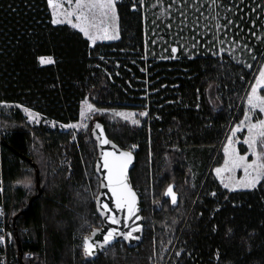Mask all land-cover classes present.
I'll use <instances>...</instances> for the list:
<instances>
[{"label":"trees","instance_id":"trees-1","mask_svg":"<svg viewBox=\"0 0 264 264\" xmlns=\"http://www.w3.org/2000/svg\"><path fill=\"white\" fill-rule=\"evenodd\" d=\"M155 1L119 0L120 38L92 44L70 24L53 23L49 0H0L9 264H21L18 239L25 264H264V179L251 189L229 190L209 170L231 123L244 114L242 98L257 62L251 68L205 49L152 54L145 31ZM218 1L236 7L234 19L249 31L254 52L264 54V38L253 36L264 28V0ZM44 55L53 63L41 64ZM86 98L100 108L149 111L140 127L98 114L111 138L137 145L131 178L141 195L145 236L137 248L116 242L94 258L84 244L102 223L95 204L96 140L92 127L75 134L60 126L79 119ZM22 107L60 125L34 126ZM202 155L200 190L192 184L191 156ZM37 167L42 193L29 208L39 193ZM172 184L177 204L166 194Z\"/></svg>","mask_w":264,"mask_h":264},{"label":"rangeland","instance_id":"rangeland-1","mask_svg":"<svg viewBox=\"0 0 264 264\" xmlns=\"http://www.w3.org/2000/svg\"><path fill=\"white\" fill-rule=\"evenodd\" d=\"M88 2L89 0H85V3ZM91 2L95 3L96 0H91ZM101 2H106V0H101ZM118 2L119 0H114V14L112 10L101 7L91 9L84 7L82 9H77L75 0H73L71 4H69L67 0H52V3L49 4L53 21L60 20L63 21L61 23H68L72 27L73 25H77V27L74 28L79 30H81V28L85 29L89 34L87 37H95V43H97L98 41L115 40L104 39L103 37L105 35L118 36V38H120L121 29ZM236 4L238 5V3ZM69 12L72 13L71 16L67 15ZM237 12L238 10H236V7L226 6L218 0H157L151 5L149 14L146 17L147 23H149L145 31L147 48L152 51V54L160 56L169 54L177 55L180 49H184L185 52L193 54L200 49H205L206 52L214 53L215 51L219 54L226 53L230 55L231 58L251 68L253 67V63L257 62L252 81L242 98L244 102V114L238 121H233L231 123L209 168L213 176L218 179L224 188H226L225 184L229 185V187H227L229 190L251 189L243 187V184L253 179L257 170L254 166V168H249L246 173L244 170L245 167L253 163V161H256L257 164H264V139L256 135L259 129L253 130L251 134L248 131L251 124H256L260 120H264V112L259 111V109H252L248 104V96L251 93V88L256 85L260 72L264 71V54L258 56L254 52V47L250 43L251 36L249 31H245L239 21L234 19L233 14ZM81 13H83V15ZM77 17L81 18L77 19ZM234 22H237L235 25L240 27L237 30L235 26H232ZM253 36H256L257 40L263 39L264 28L259 27L253 32ZM90 41L92 44H95L92 39H90ZM173 48L176 49L175 52L172 51ZM41 57L51 58L52 61L54 60L50 55ZM257 94L259 96H264V86L258 88ZM87 105H91L95 111L90 113L86 112V115L82 116L81 112L86 111ZM22 109L30 123L34 126L45 124L55 127L56 125H60L57 124L54 119L32 108L22 107ZM81 112L77 121L60 126L77 125L78 127L76 128H66L72 129L75 131V134L82 131L87 132L92 127V120L95 116L104 112H110L115 118L122 122H126L127 125L140 127L149 116V111L146 109L100 108L88 98L83 100ZM29 113L34 114L36 118H30ZM116 113L128 114L129 119L125 120L123 117L115 115ZM141 113H146V115H140ZM246 116L249 117V119L246 120ZM133 121L138 122L134 123ZM3 131L4 123L0 117V133ZM252 136H255L257 143L255 146L250 147L245 141L249 140ZM229 140H231L230 145ZM131 145L130 148L133 150L137 149V145ZM226 148L228 149L227 152L225 151ZM253 152H255V155ZM94 156H96V154H94ZM204 156L205 155L197 157L191 156L193 164L191 167L194 172L192 184L199 186L200 190L203 188V183H199L197 178L200 176L199 171L202 169L201 165ZM239 157H245V160L241 163L240 167H235L233 162H239ZM257 157H259V159H257ZM226 161L228 162L227 164ZM93 164L94 162L91 158L89 165L92 167ZM218 168L222 169L219 175L216 172ZM258 171L261 174V178L256 183V186L264 179V169H258ZM93 178L94 183L90 181V184H92V188L95 192L96 185L94 187V184H97V180L94 175ZM26 183L28 185L32 184L31 180H27ZM12 239L13 236L11 235V239L9 238L8 241L10 240L9 242L11 243ZM154 263L158 264L159 261H155Z\"/></svg>","mask_w":264,"mask_h":264},{"label":"snow or ice","instance_id":"snow-or-ice-1","mask_svg":"<svg viewBox=\"0 0 264 264\" xmlns=\"http://www.w3.org/2000/svg\"><path fill=\"white\" fill-rule=\"evenodd\" d=\"M69 4L73 2V0H67ZM49 3H52V0H49ZM75 4L77 9H82L84 7H87L89 9L95 8V7H101V8H108L113 11L114 14V0H106V2H101V0H96L95 3L91 2L89 0L88 3H85V0H75ZM83 15V13H81ZM67 15L71 16L72 13H67ZM81 17H77V19H80ZM86 18V17H84ZM63 21L60 20H54L53 23H61ZM70 22V21H69ZM73 27H77V25H73ZM81 31L84 32L85 36H88V32L81 28ZM104 39H117L118 36H108L105 35L103 37ZM89 39L93 40V43H95V37H89ZM173 52L176 51L175 48L172 49ZM41 64H51L53 61L51 58H40ZM264 86V71L260 72L259 79L256 81V85L251 88V93L248 96V104L252 109H259V111L264 112V96H259L257 94L258 88ZM27 111V110H26ZM95 111L91 105H87L86 111H82L81 115L85 116L86 112L90 113ZM115 115L123 117L125 120L129 119L128 114L124 113H116ZM140 115H146V113H141ZM29 117L32 119H35V115L32 113H29ZM249 119V117L246 116V120ZM134 123H137L138 121H133ZM66 127H72L76 128L77 125H68ZM97 128H99V125H97ZM259 129V131L256 133L257 136H259L261 139H264V120H260L256 124H251V126L248 128L249 133L251 134L253 130ZM239 130V129H237ZM101 144H107L109 143L106 139L100 141ZM245 143H248L250 147H253L256 145L257 140L255 136H252L249 140H246ZM231 144V140H229V145ZM225 151L227 152L228 149L226 148ZM255 155V152H253ZM112 157L111 160L108 158ZM104 163L102 167L107 170V175L105 179L108 181V183L104 184V187L110 188V191L113 193V195L116 197V203L115 207L117 209H124L127 208V211L129 213L128 219H131L133 215H135V193L131 191V189L128 187V185L124 181V175L126 173V169L128 164L131 162V154L130 153H120L118 156L115 153L112 152H105L103 154ZM259 159V157H257ZM245 160V157H239V162L234 161L233 164L235 167H240L241 163ZM228 162L226 161V164ZM257 170L256 175L253 179L248 180L247 183L243 184V187L247 188H254L256 187V183L260 180L261 174L258 171V169H264V164H257L256 161H253V163L248 164L245 167V172H248L249 168H254ZM222 169H216L217 174L219 175ZM225 187H229V185L225 184ZM167 195L171 197V202L173 204L176 203V195L172 190V187L170 186L167 190ZM100 207L107 212H111L112 210L108 207L107 204H101ZM113 224H119L120 221L115 218V216H109L108 217ZM136 219H139L137 216ZM132 231H138V229H133ZM132 231H129L127 234L121 233L118 229H112L107 232V234L103 238V243L99 245L100 248H103L104 246L108 245L112 240L115 239L118 235H123L125 239L127 238H135L132 237ZM95 236L96 233H93ZM0 240H2V237H0ZM97 244L95 242H92L90 239L85 240L84 244V252L86 256H92L95 254V250L97 248Z\"/></svg>","mask_w":264,"mask_h":264},{"label":"water","instance_id":"water-1","mask_svg":"<svg viewBox=\"0 0 264 264\" xmlns=\"http://www.w3.org/2000/svg\"><path fill=\"white\" fill-rule=\"evenodd\" d=\"M97 125H99V128H97ZM91 132H92L93 137L96 140L97 149H98V155H97L96 162H95V171L100 179L99 192L95 198V204H96L97 212L102 219L101 225L93 228L91 233L85 237V240L90 239L92 242H95L98 245L95 250V254L90 256L91 258H94L98 256L99 254L103 253L108 247L115 244L116 242H125L129 247L137 248L140 244H142L144 240L145 219H144V215L142 212V202H141L140 194L138 190L134 187V184L131 178L132 170L137 164L136 152L132 148L122 146L119 142H117L116 140H114L113 138L109 136L105 121L103 117L100 115L95 116L94 119L92 120ZM104 139H106L109 143L101 144L100 141ZM105 152H112V153H115L117 156L122 152L131 154V162L128 164L126 173L123 177L125 183L131 189V191L135 193L136 211H135V215H133L131 219H128L129 213L127 211V208L117 209L115 207L116 197L110 191V188L103 186L104 184L108 183V181L105 179L107 175V170L102 167L104 163L103 154ZM108 159L111 160L112 157H109ZM34 165L37 166L36 163H34ZM37 181H38L39 193L31 198L29 208L32 207L33 200L39 194L42 193L40 173H39L38 167H37ZM170 186L172 187V190L176 195L175 204H177L179 202L180 195L178 192L174 191L175 186L173 184ZM101 204H107L108 207L112 211L107 212L106 210L102 209L100 207ZM109 216H115V218L119 220L120 223L113 224L111 220L108 218ZM137 216L139 217V219H136ZM16 219H17V216L14 219V227L17 230ZM112 229H118L121 233H124V234H127L129 231H132L133 229H138V231H132V237H135V238L125 239L123 235H118L108 245L104 246L103 248H100L99 245L103 243L104 236L107 234L108 231ZM93 233H96V235L94 236ZM18 244H19V249H20V262L21 264H25L24 259H23V251H22L21 243L19 239H18Z\"/></svg>","mask_w":264,"mask_h":264},{"label":"built area","instance_id":"built-area-1","mask_svg":"<svg viewBox=\"0 0 264 264\" xmlns=\"http://www.w3.org/2000/svg\"><path fill=\"white\" fill-rule=\"evenodd\" d=\"M1 156L2 154L0 149V237H2L0 246L2 249V252H0L2 258L0 264H9L13 260L10 258L8 253L9 246L12 243H10V240L8 241V239H11L12 232L7 227V210L5 207L6 189Z\"/></svg>","mask_w":264,"mask_h":264}]
</instances>
